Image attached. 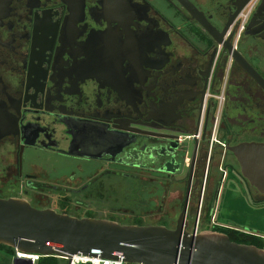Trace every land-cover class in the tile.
Wrapping results in <instances>:
<instances>
[{
  "label": "flooded vegetation",
  "instance_id": "obj_1",
  "mask_svg": "<svg viewBox=\"0 0 264 264\" xmlns=\"http://www.w3.org/2000/svg\"><path fill=\"white\" fill-rule=\"evenodd\" d=\"M188 1L0 0V198L264 239L222 218L264 203L234 151L264 143V0Z\"/></svg>",
  "mask_w": 264,
  "mask_h": 264
},
{
  "label": "water",
  "instance_id": "obj_2",
  "mask_svg": "<svg viewBox=\"0 0 264 264\" xmlns=\"http://www.w3.org/2000/svg\"><path fill=\"white\" fill-rule=\"evenodd\" d=\"M178 1L195 15L188 0ZM234 151L244 176L264 195V143H243ZM0 245L14 249V264L30 261L22 255L61 258L66 264L75 255L123 257L129 264H264V249L235 243L223 233L189 235L182 229L79 218L18 198H0Z\"/></svg>",
  "mask_w": 264,
  "mask_h": 264
},
{
  "label": "rangeland",
  "instance_id": "obj_3",
  "mask_svg": "<svg viewBox=\"0 0 264 264\" xmlns=\"http://www.w3.org/2000/svg\"><path fill=\"white\" fill-rule=\"evenodd\" d=\"M67 163H64L66 167ZM68 169H66L67 171ZM53 185H51L52 187ZM72 188H77L73 186ZM52 190V189H51ZM235 195V196H234ZM234 195L229 194L228 199L225 201L224 210L222 212V218L230 223L236 224L237 226L250 228L253 232L261 235L264 237V203H258L252 207L244 198L237 196L235 193ZM49 200L45 201H38L36 202L38 206L42 208H51L56 210L57 212H66L67 214L70 213L75 216H92L96 217L95 208L99 206H103L102 204L96 202V200H92L88 198V196H83L82 194L76 193V191H69V194L63 193H53ZM118 206V204H116ZM127 203L120 204V207H128ZM129 205H131L129 203ZM107 220L115 219L120 220L121 222L130 223L134 222V218L127 217H117L113 218L110 216L101 217ZM125 219V220H124ZM132 220V221H131ZM118 222V221H117ZM120 223V222H119ZM249 230V229H248ZM9 251L7 249L0 248V264H7L3 261L8 256ZM59 264H66V260L58 259ZM3 262V263H2Z\"/></svg>",
  "mask_w": 264,
  "mask_h": 264
},
{
  "label": "built area",
  "instance_id": "obj_4",
  "mask_svg": "<svg viewBox=\"0 0 264 264\" xmlns=\"http://www.w3.org/2000/svg\"><path fill=\"white\" fill-rule=\"evenodd\" d=\"M248 15V11L245 12L244 17ZM244 25H242L243 28ZM22 258L28 259L29 262H18L17 264H39L42 256L40 255H22ZM67 262V261H66ZM70 264H129L127 263L123 257H119L118 259H104L101 257H90L83 255H75L70 259Z\"/></svg>",
  "mask_w": 264,
  "mask_h": 264
},
{
  "label": "trees",
  "instance_id": "obj_5",
  "mask_svg": "<svg viewBox=\"0 0 264 264\" xmlns=\"http://www.w3.org/2000/svg\"><path fill=\"white\" fill-rule=\"evenodd\" d=\"M59 213H63V214H67L66 212H59ZM69 215H72L70 213H68ZM75 216V215H73ZM76 217H79V218H83L81 216H76ZM86 217H91V218H95V217H92V216H86ZM114 220V219H113ZM244 237V240L243 241H240L238 238L236 237H233V235H230L231 239L233 241H236L238 243H244V244H251V245H255L261 249H264V239L261 238V237H257V236H250V235H246V234H241ZM0 248L1 249H7L9 251L8 256H12L14 255V249L10 248V247H7V246H4V245H0ZM59 258H56V257H48V258H45L41 261V264H59Z\"/></svg>",
  "mask_w": 264,
  "mask_h": 264
}]
</instances>
